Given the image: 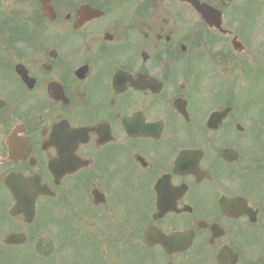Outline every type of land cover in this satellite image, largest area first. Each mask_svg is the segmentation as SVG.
<instances>
[{
    "label": "flooded vegetation",
    "instance_id": "obj_1",
    "mask_svg": "<svg viewBox=\"0 0 264 264\" xmlns=\"http://www.w3.org/2000/svg\"><path fill=\"white\" fill-rule=\"evenodd\" d=\"M2 2L0 264H264V0Z\"/></svg>",
    "mask_w": 264,
    "mask_h": 264
}]
</instances>
